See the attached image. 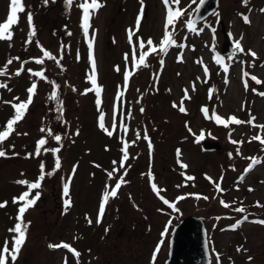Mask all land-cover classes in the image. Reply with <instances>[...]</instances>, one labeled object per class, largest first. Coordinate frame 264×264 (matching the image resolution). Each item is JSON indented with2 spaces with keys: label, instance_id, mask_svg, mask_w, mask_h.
<instances>
[{
  "label": "rangeland",
  "instance_id": "374dc122",
  "mask_svg": "<svg viewBox=\"0 0 264 264\" xmlns=\"http://www.w3.org/2000/svg\"><path fill=\"white\" fill-rule=\"evenodd\" d=\"M24 2L27 11L33 14L35 27L39 26L32 45L26 43L30 26L20 22L19 29H14V57L20 58L21 55L29 62L24 77L13 75L7 81L11 91L0 89V97L3 98L0 100V129L14 114L10 104L3 101L18 102L13 100L17 96L26 100L31 84L36 82L38 87L25 118L16 125L17 132L21 134H12L4 144L8 157L0 158V202L7 201V205L0 208V247L6 239L11 247L14 234L8 230L17 222L20 206L13 203V198L27 190L16 181H34L42 162L46 171L52 170L55 155H59L61 167L55 175L46 176L39 190L40 199L25 213V222L30 221L31 224L15 264H64L65 257L68 264H77L66 249L49 248V244L61 242L70 243L81 251L80 264H152L153 253L158 246L160 251L155 264H166L173 229L182 219L190 216L202 218L205 222L211 264H264V225L252 222L264 219V208L256 206L257 202L264 205V145L258 141L249 142L258 133L264 136V132L247 123L225 127L215 123L214 119H207L201 111L206 106L209 116L214 109L224 118L235 115L242 121H248L251 114L256 117V124H264V97L252 91L256 88L257 92H264V85H256L249 79V88L245 90V78L242 76L243 71H248L264 80V12L260 11L264 9V0H251L247 6L242 4V0H220L214 12L218 16L212 14L198 23L197 27L203 28L199 33L185 27L188 13L197 6L192 5L176 24L175 39L178 43H186L187 47H172L166 55L154 54L148 57L149 66L138 70L133 68L132 47L137 46L138 56L137 37L145 42L152 38L154 43L159 44L167 15L163 0H144L143 17L132 44L129 43L128 30L135 31L141 10L140 0H100L104 6L92 15L88 37L94 35L96 76L103 89L100 111L106 114L105 124L111 128L114 102L118 93L124 91L122 114L129 127L126 136L118 129L113 137H108L98 127L100 111L95 92L81 94L93 87L88 80L91 74L88 38L81 27L82 10L76 6L82 0H75L71 7L66 0H48L47 5L42 0ZM190 2L181 0L179 6L185 8ZM240 13L248 15L251 23L246 24ZM221 22L231 34L232 51L233 41L240 40L242 36L245 52L251 49L257 53L254 61L246 54H237L231 61L227 59L229 55L223 56L225 39ZM207 25L216 29L215 34ZM41 35L47 50L58 59L62 55L60 64L63 70L46 59L50 70L54 69L61 78L56 82L60 85L59 96L63 100L62 119H57L56 102L49 99L52 85L27 71L41 70L32 60L39 57L36 42ZM23 41L25 44H20ZM181 51L183 61L178 60ZM126 53L129 56L127 62ZM217 54L224 57L229 65L227 74L215 62ZM160 59L164 60L163 66L159 63ZM200 59L203 65L197 63ZM253 62L255 67H250ZM205 65L209 71L206 83L203 82ZM20 67V60H15L13 73ZM117 67L120 71H116ZM46 69L45 75L52 80L47 66ZM126 71H133L134 74L125 88ZM193 82L196 84L194 92L191 90ZM185 88L189 89L191 99L184 101L186 112L181 113L179 106ZM213 88L215 91L209 99V90ZM174 102L177 107H173ZM141 107L144 108L143 113L140 112ZM119 122L118 115V125ZM42 127L51 128L54 134L61 135L60 144L47 137L46 132H41ZM145 128L152 141L151 149L143 138ZM77 129L79 135H75ZM137 130L141 133L139 140L135 135ZM202 131L204 139L197 142L196 137ZM42 137H47L49 141L45 147L62 145L61 151L44 154L42 149L40 157L27 158L28 153L35 152L37 141ZM121 138L127 139L130 144L129 160L117 174V179L126 170L124 179L127 183L121 187L116 198H110L101 221L97 223L105 185L116 182L108 179L107 171L112 170L113 160H121ZM231 140L243 143L233 144ZM204 141L222 148L206 151L202 147ZM10 145H14V149ZM177 149L181 152L180 160L188 164L186 170L177 162ZM250 157L260 158L262 162L245 175V169L251 163ZM149 172L155 177L157 185L166 190L161 195L170 202H176L179 212L164 204L154 193ZM186 175L195 179L186 181ZM241 175H244L243 181L240 180ZM69 179L72 204L65 210L63 183ZM216 183L223 191L217 190ZM249 188L253 190L249 191ZM180 196L186 198L177 201ZM221 200L231 207L225 208ZM241 206L245 208L244 213L234 211ZM245 215L248 220L233 230L231 226ZM88 219H91V224ZM238 248L242 250L237 251ZM249 257H252L251 261Z\"/></svg>",
  "mask_w": 264,
  "mask_h": 264
},
{
  "label": "snow or ice",
  "instance_id": "6c2138e0",
  "mask_svg": "<svg viewBox=\"0 0 264 264\" xmlns=\"http://www.w3.org/2000/svg\"><path fill=\"white\" fill-rule=\"evenodd\" d=\"M75 0H66V4L71 7L74 4ZM181 0H163V3L165 4L167 8V15H166V21H165V31L164 35L162 36L159 44L154 43L152 38H148L147 41L145 42L142 38L137 37L138 40V47H139V55L137 56V46L133 45L132 47V61H133V68L135 70H138L141 67H148V57L152 55H166L169 51L170 48L172 47H178L180 49H184L187 47L186 43H178L177 40L175 39V33L177 31L176 29V24L177 21L184 15V13L188 12L189 8H192V5H197L195 8L192 9L191 13H188L189 19L185 21V27L187 30L195 33H199L203 31V28H198L197 27V20H205L204 17L200 16V10L203 7V5L206 3V0H199V3H197V0H191V2L187 5L185 8H181L180 5ZM42 3L44 5H47L48 0H42ZM141 3V10L140 14L138 15L137 21H136V27L135 31L133 29L128 30V38H129V43L132 44V38L134 35H136V32L139 31L140 28V22L143 17V3L144 0H140ZM249 3V0H242V4L244 6H247ZM79 9L82 10V31L84 33V36L86 38L89 37V30L92 27L91 25V18L92 15H94L100 8H102L104 5L103 3L100 2V0H82V2H79L76 5ZM261 12H264V9L260 10ZM26 12V5L24 0H10L9 3V13L5 19V21L0 22V41H11L13 39L14 33H13V27L18 25L20 22V14ZM195 14L196 19H193L192 16ZM218 16V13H213ZM242 19L246 24H250L251 20L248 15H245L243 13H240ZM27 21L30 26V32L28 35V39L26 40V43L30 44L32 43V38L36 36V28L33 23V14L31 11H27ZM213 34H215L216 29L212 27L211 25H207ZM171 29V30H169ZM71 35V33H68ZM231 35V34H229ZM185 40L187 37L184 38ZM243 37L241 36L240 40H234V48L232 53L227 57L229 61L235 59L237 54H246L250 55L253 58V61L257 58V53L251 49L245 52L244 47L242 46L241 40ZM88 43V48H89V58H90V67H91V74L88 76V80L90 84L93 87H90L88 89H85L82 95H87L89 92H95L96 94V105L98 111H100V106L102 104V99H101V93L103 91L102 87L98 84L97 82V76H96V68H97V61L95 58L94 54V35L92 38L87 39ZM38 46L41 48L42 51V57H33L32 60L34 63L38 65H43L45 63V59L47 60H52L57 63V65L63 70V66L60 64V59H62V55L60 59L57 58V56L53 55V53L47 49H44L43 46L39 45V42L37 41ZM213 50H214V44H213ZM147 49V50H145ZM63 51V48L61 49ZM79 58V57H78ZM19 57H14L11 59H8L6 63L3 66H0V77H6L8 79H11V75L19 76L21 73L24 71L23 64L27 63V61L21 62V67L18 68L14 73L9 75V66L13 64L14 60L19 61ZM129 59L128 54H125V61L127 62ZM215 62L218 65L222 66L223 71L225 74L228 73L229 71V65L225 63V58L222 57L220 54H217L215 57ZM178 60L183 61V52L181 51L178 54ZM159 63L161 66L164 64V60L160 59ZM197 63H200L203 65V60L200 59L197 61ZM244 63V62H242ZM250 67H255L254 62L249 65ZM31 76L37 77L40 80H44L48 83H50L53 87L52 92L50 93L49 99L52 101L56 102V111L59 113L57 119H62L63 116V100L60 99L59 96V88L60 85L55 81V80H49L48 77L45 75L46 69H41L39 71H33L32 69L27 70ZM116 71H120L119 67L116 68ZM134 74L133 71H126L125 76H124V81H125V88L127 87L128 81L130 77ZM204 75H205V80L203 82H207V77L209 76V71L207 66H204ZM242 76L245 78L243 79V84L245 87V90H248L249 88V79L253 81L256 85H264V80L258 78L257 75H253L248 71H243ZM199 79V78H198ZM225 83H227V79L225 80ZM37 83L33 82L31 86L27 89V99L26 100H21L19 96L14 97V101L18 102H13V101H3L4 103L10 104V106L14 110V114L11 118H9L5 125L3 126L2 129H0V158H7L8 157V151L5 149L4 144L6 141L9 140V138L12 136L13 133H16L17 135L21 134L17 132L16 125H18L19 122H21L24 118L25 115L28 112V109L30 105L33 103V97L35 96L37 92ZM0 89H6L8 91H11L9 88V84L7 81H0ZM75 91V89H73ZM191 90L194 92L196 91V84L195 82L192 83L191 85ZM184 96L181 98L180 101V106H179V111L181 113L186 112V108L183 106L185 100H190L191 97L189 95V89L185 88L184 90ZM215 91V89H210L209 90V99L212 97V93ZM253 92H256L258 95L264 97V92H257L256 88H252ZM124 96V91H120L116 97V100L114 102L113 106V114H112V124L111 128L107 127L105 124V113L103 111H100L99 117H98V127L108 136V137H113L115 134L118 133V129L124 133L126 136L127 133L129 132V127L128 124L126 123V117L123 116L122 114V105H123V98ZM3 98L0 97V100ZM173 107H177L175 102L173 103ZM201 111L203 112L204 116L207 119H214L215 123L219 125H223L225 127H228L231 124L235 125H240V124H250L253 127L259 128L261 132H264V124H256V117L251 116L250 114V119L248 121H242L238 119L235 115H231L227 118L222 117L219 114H216L215 110L213 109V113L211 116H209V108L208 107H202ZM140 112H144V108H140ZM120 116V122L119 125L117 124V116ZM130 116V113H129ZM41 132H46L47 137H51L58 145L60 144L62 140V136L59 134H54L53 130L51 128H44L42 127L40 129ZM188 131L191 132L192 129L189 127ZM23 135H27V133H23ZM75 135H79V129H77ZM136 139L139 140L141 138V133L139 130L135 132ZM195 135V134H194ZM210 135V134H209ZM231 135V133L229 134ZM47 137H42L40 140L37 141V146L35 149L34 153H28L27 158H31L32 156L40 157L42 155V149L43 153L47 154L49 152L53 154H58L61 151V147H52V148H47L45 147L48 144V138ZM143 138L148 141L149 148L151 149L152 147V141L150 137L148 136L147 128L144 129V134ZM204 139V133L203 131L199 136L196 137V141L199 142ZM258 141L261 145H264V136L261 134L254 135L250 138V141ZM233 144H242L243 141H236V140H231ZM135 143V140L132 141V144ZM121 153L122 157L121 160L118 162L116 160L112 161L113 168L111 171H107V176L109 180H115V184H106L105 185V190L102 194V199H101V204L99 207V212H98V217H97V223H99L105 213V207L108 204L110 198H116L118 196V193L123 185L127 183V181L124 179L125 176H127V171L125 170L123 172V175H120L119 178L117 179V174L120 173L121 169L125 168V163L129 160V147L130 144L127 141V139L121 138ZM9 147L14 149V145H10ZM14 155H17L16 153H13ZM237 154L240 155L239 149H237ZM231 153H229V156L231 157ZM181 152L179 149H177V157H178V164L182 169H187L188 164L183 163L182 160H180ZM251 163L247 169H245V175L247 174L248 171L251 170V168L257 164H260L262 161L260 158H255V157H250L248 158ZM119 163V167H116V165ZM99 167V165H96ZM61 167V160L59 155H55L54 159V165L52 170L46 171L45 170V163L42 162L40 164V172L37 178L34 181H29L27 179H20L17 180L16 183L22 186L26 187V191L22 192L18 197L13 198V203L19 204L18 208V214L16 217L17 222L15 225L10 228L8 231L10 233H13L14 235L12 236L11 240V247H9V240H5L4 244L2 247H0V264H9V260L11 261V264H15L21 249L23 245L26 243L27 240V233L28 229L30 227L31 222L27 221L25 222L24 217L25 213L32 207H34L37 203V201L41 197V192L39 191L42 188V183L45 180L46 176L51 177L55 175V173L60 169ZM75 172V167L73 168V174ZM183 174V173H182ZM23 175V174H22ZM151 188L154 191V193L163 201L164 204L168 205L171 209H173L176 212H179V209L176 207V202H170L169 200L165 199L164 196L161 195V192L166 191L165 189L160 188L157 183L155 182V177L151 174V172L148 173ZM186 181H192L195 179L194 176L191 175H186L185 176ZM211 179V178H209ZM223 177H221V180ZM244 175H241L240 180L243 181ZM215 183V182H213ZM179 187V186H178ZM216 188L218 191H223V189L220 187L219 183H216ZM35 191V194L33 195V191ZM253 189L249 188V191H252ZM70 191V179L65 181L63 183V195L66 197L64 200V206L65 210H67L71 204V197L69 195ZM31 197V198H30ZM185 196H180L177 198V201L185 199ZM197 198H203L205 200L208 199V197H199ZM221 204L225 208L231 207L230 204L226 203L225 201L221 200ZM7 205V201L0 202V208L5 207ZM257 207H262L264 208V205H261L259 202L256 204ZM234 211L239 212V213H244L245 208L243 206L235 208ZM248 220V216L245 215L243 216L240 220L236 222V224L232 225V229L234 230L235 228L239 227L240 224ZM253 223H259L261 225H264V219H259V220H253ZM88 223L91 224L92 221L91 219H88ZM171 223V221L169 222ZM49 248L51 249H59L63 248L66 249L68 252L72 253V255L76 258L77 264H80V255L81 253L76 250L70 243L66 242H61L59 244H49ZM242 249H237V251H241ZM160 248L159 246L155 249L152 257V264H155L156 261V255L159 253ZM246 251V250H245ZM252 257H249V261H251ZM217 261L219 262V254L217 253ZM64 264H68L67 257H65Z\"/></svg>",
  "mask_w": 264,
  "mask_h": 264
},
{
  "label": "water",
  "instance_id": "95a60500",
  "mask_svg": "<svg viewBox=\"0 0 264 264\" xmlns=\"http://www.w3.org/2000/svg\"><path fill=\"white\" fill-rule=\"evenodd\" d=\"M251 0H249L250 2ZM220 0H206L199 15L205 19L217 11ZM193 19H196L195 14ZM203 20H197V24ZM224 35L223 56L232 53V44L225 24L221 22ZM202 147L206 151L221 150V146L204 141ZM212 256L208 243V233L202 218L190 216L182 219L172 232L169 258L166 264H211Z\"/></svg>",
  "mask_w": 264,
  "mask_h": 264
},
{
  "label": "flooded vegetation",
  "instance_id": "af4514ba",
  "mask_svg": "<svg viewBox=\"0 0 264 264\" xmlns=\"http://www.w3.org/2000/svg\"><path fill=\"white\" fill-rule=\"evenodd\" d=\"M9 3H10V0H0V22L5 21L8 13H9ZM27 10L28 9H26L25 13L20 14V22L21 23L25 22L29 26L28 21H27ZM20 22L18 25L13 27V33H14L15 27H16V29H19ZM35 23L37 24V21H35ZM38 26L39 25L37 24V27H35V28L38 29ZM13 40H14V36H13V39L11 41H0V66H3L8 59L14 58V54L12 51ZM37 41L39 42V45L43 46V48L46 49L47 44L44 42L42 35L40 36V38ZM20 44L24 45L25 42L23 41ZM29 45H32V43H30ZM36 46L39 50V57H42L43 54H42L41 48L38 46V44H36ZM36 46H34V48H36ZM19 60H20V62L27 61V63L23 64L24 71L21 73V75L18 76V77H20V76L24 77V75L26 74V66L29 62V59L27 60V58H21V55H20ZM14 61H13V64L9 66V75H11L14 71ZM50 63L57 65V63L55 61H52V60L50 61ZM39 66L41 67V69H46V66H47L48 70L51 72V73H49V76L51 77V79L55 80V81H61V78H59L60 77L59 74H57L54 69H52V71H53V73H52V71L50 70V67H48L49 63H47L46 59H45V63L43 65H39ZM45 74H46V72H45ZM12 78H13V75H11V79ZM11 79H8L7 76L6 77H0V81H10ZM80 253H81V251H80ZM70 254L72 255V253H70ZM71 257L76 260V258L73 255Z\"/></svg>",
  "mask_w": 264,
  "mask_h": 264
}]
</instances>
